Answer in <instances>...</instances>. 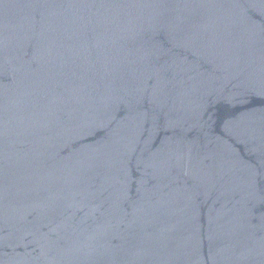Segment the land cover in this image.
Returning <instances> with one entry per match:
<instances>
[{
	"label": "water",
	"instance_id": "1",
	"mask_svg": "<svg viewBox=\"0 0 264 264\" xmlns=\"http://www.w3.org/2000/svg\"><path fill=\"white\" fill-rule=\"evenodd\" d=\"M0 264H264V0H0Z\"/></svg>",
	"mask_w": 264,
	"mask_h": 264
}]
</instances>
